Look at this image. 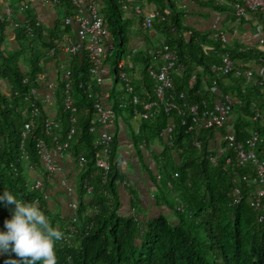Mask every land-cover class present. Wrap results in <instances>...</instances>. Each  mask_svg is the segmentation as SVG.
Masks as SVG:
<instances>
[{
	"label": "trees",
	"instance_id": "1",
	"mask_svg": "<svg viewBox=\"0 0 264 264\" xmlns=\"http://www.w3.org/2000/svg\"><path fill=\"white\" fill-rule=\"evenodd\" d=\"M126 1L98 0L105 25L111 32L107 46L111 68L120 83L117 64L127 56L130 38L129 23L123 19ZM150 1H155L158 11L153 30L166 37L159 49L169 46L175 50L178 66H182L181 74L174 73L170 92L180 110L168 114L165 105L160 104L153 118L142 119L136 114L135 106L122 107L126 95L124 83L123 91L114 94L110 102L118 116L115 132L119 123L128 124L137 156L142 161L146 154L152 158V169L144 164L147 177L157 190L152 199L168 213L145 217L141 213V197L133 187L126 191L130 210L127 214L123 212L120 187L126 180L115 161L119 143L116 134L109 181L103 182L96 167L102 128L97 123L95 101L89 90L93 87L101 92V88L92 77V62L87 52L81 51L73 57L70 75L59 83L55 112L33 94V88H39L38 75L45 73L43 57L70 36L71 28L64 22L47 31L42 25L37 26L38 21L30 12L28 20L35 36L29 37L24 28L17 29L18 42H26L31 51L29 70L24 69L19 54L2 51L9 24L0 18V82L6 80L13 91L8 97L0 84V194L10 191L23 202L42 200L45 214L62 233L67 221L77 219L80 236L71 247H62L57 242V264H264V209L256 210L252 206L259 188L256 169L253 165L239 167L235 150L226 142L227 136L234 135L237 143L246 145L258 133L260 143L256 153L264 161V50L235 49L215 38V31L220 33V30L203 33L190 28L186 13L176 0ZM194 1L217 12L228 10L216 0ZM58 6H65L67 15L74 16L72 0H61ZM145 36L150 39L148 34ZM227 55L234 61V67L230 74L223 75L214 67L222 66ZM58 57L59 53L55 58ZM141 62L144 70L141 81L134 83L136 93L142 100L156 101L157 81L150 68L158 63L152 68L159 70L162 64L156 55L149 53ZM251 62L258 63L263 72L247 76L245 72L254 69L249 65ZM199 67L203 72L194 82L192 77ZM68 85L77 107V134L70 141L69 160L78 168V174L76 191L64 200L76 202L78 209L71 210L64 219L51 211L50 201L56 198L57 191L49 188L50 183L45 182L44 190L50 194L48 202L43 201L41 190H33L31 186L44 172L38 143L44 140L53 148L55 138L60 143L68 141L74 126L72 112L66 107ZM227 97L232 102V111L223 127L201 128L194 121L195 117L202 118L204 112L225 104ZM194 106L198 107L197 116L191 111ZM34 108L39 109L40 115L26 140L29 155L26 161L22 159L23 132ZM48 120H54L57 125L51 135L46 128ZM170 127L173 131L166 133ZM141 144H145V149L140 148ZM228 159H233V164H228ZM82 160H86L83 166ZM29 166L34 172L29 171ZM87 180L94 189L91 197L85 187ZM12 208L14 205H0V229L4 220L11 218ZM0 264H24V260L15 254H4L0 255Z\"/></svg>",
	"mask_w": 264,
	"mask_h": 264
},
{
	"label": "built area",
	"instance_id": "2",
	"mask_svg": "<svg viewBox=\"0 0 264 264\" xmlns=\"http://www.w3.org/2000/svg\"><path fill=\"white\" fill-rule=\"evenodd\" d=\"M5 2L6 0H0ZM37 0H23L19 5L18 9H14L11 6L6 7L4 13L1 15V20L11 27L17 29L24 28L25 33L29 37H34V29L31 26L30 21L25 18L23 21H16L14 19L16 13L25 16L30 12L33 4ZM61 0H52L54 5H59ZM75 12L73 17H68L65 19V25L72 28L74 24L78 25V40L73 39L70 36H66L65 39L60 41L58 45L49 51V56L51 58L56 57V55L61 52L69 53L71 57L76 56L81 51L87 52L89 58L92 62L91 74L92 77L97 81L98 84L103 82V74L105 73V61L107 59V46L110 44L111 32L105 25L104 18L101 14V8L98 0H88L86 5H83L79 0H72ZM233 8L235 10V15L238 20L244 17L248 13L253 14H264V0H238L234 3ZM138 13L141 12L138 10ZM144 25L148 30L154 28V19L144 16ZM37 26H41L38 21ZM216 39H221L224 43H228L226 36L223 33H218L215 31L214 34ZM152 55H156L160 59L162 65L159 70L150 68V73L152 77L157 81L156 85V101H145L142 100L136 93L134 83L127 73L126 64L123 60H120L117 64V75L122 83H124V90L126 95L123 98L122 107H127L129 105L136 107V114L142 119H151L156 114V109L160 104H164L166 112L171 114L176 110H180L179 104L170 97V92L173 89V76L174 73L179 69L178 66V53L172 50L169 46H164L157 51L153 52ZM234 61L230 56H226L222 66H215L216 72H221L223 75H228L233 71ZM239 75L242 72L238 73ZM247 76H253L254 71H246ZM69 76L70 73L68 72ZM46 75L41 73L38 75L37 82L39 83L42 79H45ZM25 83H29V80H25ZM91 98L95 101V109L97 114V123L102 128V134L97 142V156H96V167L100 170L101 176L104 183H108L110 173H111V159L113 154V142L115 129L118 123V116L112 108H108L103 102V96L101 92L95 91L93 87H90ZM33 94L38 95L37 88H33ZM66 107L72 112V127L69 135L68 141L60 143L56 138L54 139L56 144L51 148L44 140H41L37 145L38 155L41 158L44 165V172L42 178L33 183L31 188L33 190H41L43 194V201L47 202L50 200V194L45 190V182L51 183L54 176L63 170L61 161L69 159L71 156L70 141L77 134V107L74 105V100L70 92V85L67 86L66 91ZM46 102L55 103V98L48 97ZM143 108L144 111H140ZM191 111L197 116L198 107H191ZM232 111V102L227 97V102L222 105H217L214 110L206 111L202 118L195 117L194 121L202 128H212V127H223L227 122ZM40 115V111L34 108L32 111L31 120L26 123L22 143V159L28 161L29 155L26 150V140L29 138L30 134L35 128L36 118ZM54 127H57L54 120H48L46 124L47 132L49 135L52 134ZM173 128L170 127L166 133H171ZM226 142L230 147H232L236 152V160L238 166H248L253 165L257 173V183L259 184L258 191L254 196V201L252 206L256 210L264 208V161L261 160L256 149L260 143L259 134L254 133V136L246 142V145L237 143L234 135H229L226 137ZM141 149H145V144L140 145ZM86 160L80 161V165H85ZM228 164H233V159H228ZM29 171L34 172V168L29 166ZM245 181H248V177H244ZM62 186L68 188L67 181L62 182ZM85 187L87 189L88 197L93 195V187L89 180L86 181ZM240 193V190H237ZM40 208L45 211V205L41 204L42 200L36 199ZM72 210L76 211L78 209V204L72 202L70 204ZM77 219L74 218L68 224L65 232L63 233V239L58 241L63 247H71L78 236H80V231L77 228Z\"/></svg>",
	"mask_w": 264,
	"mask_h": 264
},
{
	"label": "crops",
	"instance_id": "3",
	"mask_svg": "<svg viewBox=\"0 0 264 264\" xmlns=\"http://www.w3.org/2000/svg\"><path fill=\"white\" fill-rule=\"evenodd\" d=\"M83 5H86L88 0H79ZM179 2L180 7L186 13V24L199 32H210L214 30H220L227 38L230 46L233 48H261L264 50V16L262 14L248 13L240 20L235 15L232 0H216L222 6L228 8L223 12H217L212 7L201 6L194 0H176ZM206 2L212 0H203ZM23 0H6L5 2L0 1V16L4 13L6 7L11 6L14 9H18L19 5ZM124 22H128V28L130 31V38L128 41V53L123 59L126 64L127 70H129V76L133 80V83L137 84L142 79L144 66L141 62L143 56L147 53L152 55L161 43L165 42V36L156 33L153 29L148 30L143 17H151L156 20L158 16L157 6L155 1L150 0H127L124 3ZM138 10L141 12L138 13ZM232 10V11H231ZM68 9L65 6H58L52 3V0H37L30 13L41 25L47 30L51 31L57 28L58 24H63L65 19L71 16L67 15ZM25 18L28 19V14L25 16L16 13L14 19L16 21H23ZM148 34L150 39L145 35ZM189 38V35H187ZM70 37L78 40V25L74 24L71 28ZM6 44L2 47V51L8 53H17L18 47L14 45L21 44L17 40V30L10 25L5 32ZM62 41V40H61ZM12 45V47L10 46ZM8 46V47H7ZM161 47V46H160ZM31 59V56L29 57ZM73 57L69 53L61 52L58 58H51L49 56V50L42 59V65L45 67L46 78L39 82L38 95L42 101L47 104L51 112H55V104L46 102L48 97L55 98L56 89L58 88L61 80H65L67 73L70 69V64ZM30 62V61H29ZM160 64L162 62L160 61ZM248 64V63H247ZM253 67L254 72L261 73L262 68L258 63H249ZM158 66V63L153 64ZM28 66H24L27 69ZM182 66L179 65V69L175 74H181ZM202 68H197L196 73L193 75L192 80H197V75L202 73ZM264 73V72H263ZM102 84H98L101 88L103 96V102L108 107H112L110 102L112 96L116 93L123 91V84L115 80L113 69L111 68L110 55L107 52V59L105 61V73L103 74ZM3 93L8 97L12 95V87L6 80L0 82ZM115 132L118 147L115 161L126 182L120 187L123 203L124 213H128L130 210V197L126 191H130L129 188H134L139 192L141 197V213L145 217H151L156 213H168V210L162 209L156 206L155 200L152 199L156 188L152 185L147 173L144 170V164H147L150 169L153 168V160L149 155H145L142 161L135 151V147L131 138V130L129 125H125L124 122L119 123V128ZM134 129L138 130V125L134 122ZM158 150L160 146L156 147ZM63 170L54 176L53 181L49 184V188L52 191H57L56 198L50 201V208L54 215H58L61 218H66L67 213L71 212L70 204L64 200L66 195H73L76 191V178L78 174V168L69 160L61 161ZM67 181L68 188L62 186V182ZM74 202V201H73ZM67 214V215H66Z\"/></svg>",
	"mask_w": 264,
	"mask_h": 264
},
{
	"label": "clouds",
	"instance_id": "4",
	"mask_svg": "<svg viewBox=\"0 0 264 264\" xmlns=\"http://www.w3.org/2000/svg\"><path fill=\"white\" fill-rule=\"evenodd\" d=\"M0 205H14L11 218L5 219L0 229V255L15 254L24 264H57L56 244L63 233L40 206L21 201L10 191L0 194ZM70 221L65 223V230Z\"/></svg>",
	"mask_w": 264,
	"mask_h": 264
},
{
	"label": "rangeland",
	"instance_id": "5",
	"mask_svg": "<svg viewBox=\"0 0 264 264\" xmlns=\"http://www.w3.org/2000/svg\"><path fill=\"white\" fill-rule=\"evenodd\" d=\"M4 45L5 46L8 45V44H6V39H5ZM10 46L12 47L11 44H10ZM16 46L19 49V51H17V54H19V56H20L21 64L23 66H25V67L28 66L27 69L29 70V66H30V62H29L30 59H29V57L31 56V51H30V48H29L28 44L26 42H24V43H21L19 45L15 44L14 47L17 48ZM0 63H1V60H0Z\"/></svg>",
	"mask_w": 264,
	"mask_h": 264
}]
</instances>
